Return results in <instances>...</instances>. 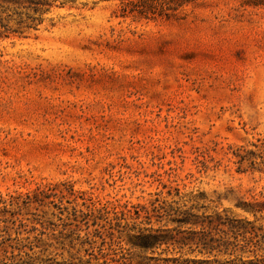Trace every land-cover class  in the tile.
Returning a JSON list of instances; mask_svg holds the SVG:
<instances>
[{
	"label": "rangeland",
	"instance_id": "1",
	"mask_svg": "<svg viewBox=\"0 0 264 264\" xmlns=\"http://www.w3.org/2000/svg\"><path fill=\"white\" fill-rule=\"evenodd\" d=\"M143 1L0 34V264H264V5Z\"/></svg>",
	"mask_w": 264,
	"mask_h": 264
},
{
	"label": "trees",
	"instance_id": "2",
	"mask_svg": "<svg viewBox=\"0 0 264 264\" xmlns=\"http://www.w3.org/2000/svg\"><path fill=\"white\" fill-rule=\"evenodd\" d=\"M1 1V0H0ZM2 1H8L12 4H16L17 6H21L27 10H31L32 13L27 12L25 20L19 17L15 23L16 26H10L8 23V20L5 19V17H0V28L3 30L0 31L1 33H5L6 36L8 32H14L21 34L23 28H30L35 26V20L40 21V18L33 16L35 13H42L45 8L44 5L47 4L48 0H2ZM193 0H145L143 1L145 4L143 6V9L139 10V12H154V9L159 7L160 12L164 10H175L179 5L182 3L190 2ZM244 4L251 5V6H260L264 5V0H244ZM29 20L30 22L26 21ZM193 220H190L188 217H183L180 219L181 223H188L192 222ZM152 238L156 241V239H159L156 234L151 235Z\"/></svg>",
	"mask_w": 264,
	"mask_h": 264
}]
</instances>
